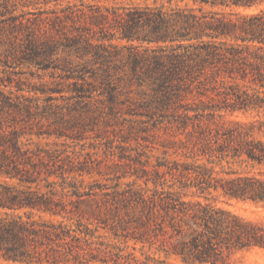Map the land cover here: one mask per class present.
I'll return each instance as SVG.
<instances>
[{
	"label": "trees",
	"instance_id": "trees-1",
	"mask_svg": "<svg viewBox=\"0 0 264 264\" xmlns=\"http://www.w3.org/2000/svg\"><path fill=\"white\" fill-rule=\"evenodd\" d=\"M141 1L151 4L112 12L120 39L155 44L152 54L127 59L129 78L150 82L155 96L145 107L177 137L185 159L157 162L129 180L118 176L72 200L67 190L47 193L31 179L12 181L18 163L10 151L19 146L14 138L7 143L0 114V259L237 264L238 252L264 249L263 220L216 203L223 196L264 206V6L250 11L264 0ZM49 20L54 32L60 16ZM19 26L30 34L31 54L53 46L25 21ZM72 39L76 44L65 47L91 54L98 64L93 78L105 84L112 58L81 33ZM11 106L0 90V110ZM237 113L258 117L241 120Z\"/></svg>",
	"mask_w": 264,
	"mask_h": 264
},
{
	"label": "rangeland",
	"instance_id": "rangeland-1",
	"mask_svg": "<svg viewBox=\"0 0 264 264\" xmlns=\"http://www.w3.org/2000/svg\"><path fill=\"white\" fill-rule=\"evenodd\" d=\"M145 4L151 1L0 0V90L12 105L0 114L7 143L14 138L19 146L18 153L10 151L18 163L13 168L17 176L13 182L19 177L31 179L32 188L47 193L67 190L76 200V194L97 190L99 184H111L118 176L129 180L142 169L151 171L157 162L185 159L177 137L145 107L155 96L150 82L129 78L127 59L135 54H152L155 44L120 39L112 14ZM56 15L60 20L53 32L49 18ZM93 16L98 19L92 20ZM19 21H25L41 37L46 36L53 46L31 54L26 47L30 34ZM64 33L70 41L62 36ZM77 33L112 58L111 75L105 84L93 78L98 64L91 54L81 57L65 47L68 42L76 44L72 38ZM66 61L71 63L70 70L65 67ZM80 88L84 93H78ZM110 95L114 97L112 112L108 107ZM253 114L237 113L236 117H258ZM259 117L264 119L263 114ZM216 203L264 221L261 204L223 196ZM76 204L74 201L71 205L73 209ZM233 258L237 264H264V249L238 252ZM0 264L21 263L0 259Z\"/></svg>",
	"mask_w": 264,
	"mask_h": 264
}]
</instances>
